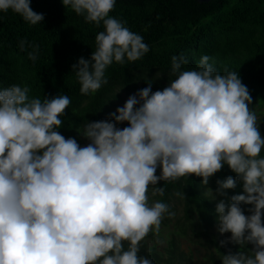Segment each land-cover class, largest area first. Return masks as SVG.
<instances>
[{"label":"clouds","instance_id":"1","mask_svg":"<svg viewBox=\"0 0 264 264\" xmlns=\"http://www.w3.org/2000/svg\"><path fill=\"white\" fill-rule=\"evenodd\" d=\"M62 3L104 28L91 58L73 65L82 95L108 83L105 72L114 62L134 63L149 52L141 35L110 15L116 0ZM30 5L0 0V12L42 23L44 14ZM38 51L36 45L29 59ZM209 60L204 55L196 69L182 70L188 60L173 56L175 79L155 92L148 82L113 119L86 122L77 129L90 141L83 147L58 131L67 95L41 101L29 97L28 87L0 89V264H152L140 255L141 242L175 213L164 202L149 203V186L191 174L206 186L225 164L236 179L217 180L216 192L227 197L239 181L243 194L217 203L218 231L230 232L242 249L254 247L223 255L222 262L264 264V136L239 73L222 75ZM123 122L130 126H117ZM156 191L163 196L165 189ZM242 204L251 205L250 215Z\"/></svg>","mask_w":264,"mask_h":264},{"label":"trees","instance_id":"2","mask_svg":"<svg viewBox=\"0 0 264 264\" xmlns=\"http://www.w3.org/2000/svg\"><path fill=\"white\" fill-rule=\"evenodd\" d=\"M30 6L44 14L42 23L31 25L11 10L0 12V89L14 84L28 87L29 97L41 101L67 95L71 103L65 116L60 117L63 124L58 129L65 138H75L80 144L78 128L86 122L113 119L112 107L123 93H136L148 87V82L153 92L163 90L175 79L171 75L172 57L181 54L188 60L182 70L196 69L201 57L207 55L220 74H226V70L239 73L252 97L249 107L260 115L264 136V0H116L110 15L141 35L149 52L134 63L114 62L105 72L108 83L89 95L81 94L73 65L81 57L91 58L95 37L104 30L103 25L86 22L62 0H31ZM21 41H26L23 51ZM36 45L39 51L33 61L28 53L35 51ZM160 172L158 168L156 175ZM229 176L236 179V173L225 164L206 186L195 174L149 186V203L164 202L175 215H165L158 235L148 234L141 242L140 255L152 264H191L192 257L182 249L181 239L209 236L211 229L218 228L217 203L243 194L239 181L235 189L226 190L227 197L216 192L217 180ZM159 187L165 189L163 196L156 191ZM177 193H183V198ZM241 207L245 215L251 214L247 211L251 205ZM208 244V264H223V255L254 247L248 244L242 249L215 235Z\"/></svg>","mask_w":264,"mask_h":264},{"label":"rangeland","instance_id":"3","mask_svg":"<svg viewBox=\"0 0 264 264\" xmlns=\"http://www.w3.org/2000/svg\"><path fill=\"white\" fill-rule=\"evenodd\" d=\"M134 93H123L122 97L120 99V101L117 102V104L115 106L112 107V113L116 111V109L118 107H122L124 105V103L126 102V100L129 98L130 95H132ZM260 119V115H257V122L260 125L259 122ZM130 126L128 124V122H123L121 124H118V127H120L121 129H123L124 127H128ZM261 127V126H260ZM81 143L80 145L83 146H87L88 143H90L89 140H87L85 137H83L81 135ZM149 196V194H148ZM150 198V197H149ZM201 228H199L200 230ZM210 235L206 236V235H202L201 237H197V236H191L189 238H183L181 239V247L184 251H186L187 253H190L192 260H191V264H208L207 261V252L209 249V239L211 238V236L215 235L217 236L221 241H231L230 237H231V233H220L218 231V228L215 227L213 229H211L208 232ZM165 239L167 238V236L164 237ZM149 241V244L151 243V240H147ZM166 244L165 241H163L161 243L162 246H164ZM158 249H163L161 246L158 247Z\"/></svg>","mask_w":264,"mask_h":264},{"label":"water","instance_id":"4","mask_svg":"<svg viewBox=\"0 0 264 264\" xmlns=\"http://www.w3.org/2000/svg\"><path fill=\"white\" fill-rule=\"evenodd\" d=\"M200 2H209L210 0H199Z\"/></svg>","mask_w":264,"mask_h":264}]
</instances>
